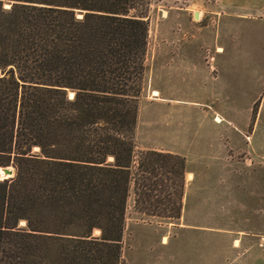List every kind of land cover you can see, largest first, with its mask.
<instances>
[{
  "label": "trees",
  "instance_id": "1",
  "mask_svg": "<svg viewBox=\"0 0 264 264\" xmlns=\"http://www.w3.org/2000/svg\"><path fill=\"white\" fill-rule=\"evenodd\" d=\"M145 3L0 0V264H122L131 196L181 216L185 157L135 155Z\"/></svg>",
  "mask_w": 264,
  "mask_h": 264
},
{
  "label": "rangeland",
  "instance_id": "2",
  "mask_svg": "<svg viewBox=\"0 0 264 264\" xmlns=\"http://www.w3.org/2000/svg\"><path fill=\"white\" fill-rule=\"evenodd\" d=\"M158 3L147 0L137 11L148 21V38L135 155L178 151L210 185L185 184L178 219L136 212L131 196L122 264H264V13L242 20L217 13L215 0H208L214 12L201 25L207 30L202 49L212 100L204 106L167 105L152 100L147 77L157 66L147 16L156 18Z\"/></svg>",
  "mask_w": 264,
  "mask_h": 264
},
{
  "label": "crops",
  "instance_id": "3",
  "mask_svg": "<svg viewBox=\"0 0 264 264\" xmlns=\"http://www.w3.org/2000/svg\"><path fill=\"white\" fill-rule=\"evenodd\" d=\"M212 5L208 0H160L156 5V18L147 16L153 33L150 43H154L151 57L156 59L157 65L147 71L149 89L156 92L152 100L167 105L184 102L193 106L211 102L213 79L202 49L207 44V30L201 23L214 12ZM214 5L217 13L234 15L242 20L250 21L259 17V12L264 13V0H215ZM167 152L181 155L178 151ZM185 184L192 187L210 185L190 169L188 160ZM159 246L168 247L166 243Z\"/></svg>",
  "mask_w": 264,
  "mask_h": 264
},
{
  "label": "water",
  "instance_id": "4",
  "mask_svg": "<svg viewBox=\"0 0 264 264\" xmlns=\"http://www.w3.org/2000/svg\"><path fill=\"white\" fill-rule=\"evenodd\" d=\"M196 18H198V14L195 15ZM70 96H73V93H70ZM34 151H37V149L35 148ZM14 175V167L9 165V166H5V167H1L0 168V179H5L8 177H12Z\"/></svg>",
  "mask_w": 264,
  "mask_h": 264
},
{
  "label": "bare ground",
  "instance_id": "5",
  "mask_svg": "<svg viewBox=\"0 0 264 264\" xmlns=\"http://www.w3.org/2000/svg\"><path fill=\"white\" fill-rule=\"evenodd\" d=\"M153 95H156V92H153ZM96 231H98V230H96ZM99 232V231H98Z\"/></svg>",
  "mask_w": 264,
  "mask_h": 264
}]
</instances>
